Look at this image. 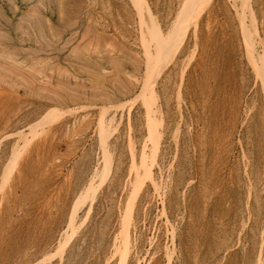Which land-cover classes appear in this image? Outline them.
<instances>
[{
	"label": "rangeland",
	"instance_id": "rangeland-1",
	"mask_svg": "<svg viewBox=\"0 0 264 264\" xmlns=\"http://www.w3.org/2000/svg\"><path fill=\"white\" fill-rule=\"evenodd\" d=\"M12 53L0 264H264V0H0Z\"/></svg>",
	"mask_w": 264,
	"mask_h": 264
},
{
	"label": "bare ground",
	"instance_id": "bare-ground-1",
	"mask_svg": "<svg viewBox=\"0 0 264 264\" xmlns=\"http://www.w3.org/2000/svg\"><path fill=\"white\" fill-rule=\"evenodd\" d=\"M35 11V10H34ZM38 16V15H37ZM30 17V16H29ZM32 17V16H31ZM38 21V20H37ZM36 22V21H35ZM35 25L38 26V22H36L35 24H30L29 27L32 28V29H35ZM36 26V27H37ZM41 26V25H40ZM56 29V28H55ZM36 30V29H35ZM39 31V34H41V31H40V27L38 30H36V32ZM93 38V37H92ZM92 43V42H91ZM90 47V46H89ZM75 49V48H74ZM81 49V48H80ZM4 51V50H3ZM2 52V51H1ZM8 52V51H7ZM4 54V53H3ZM2 54V55H3ZM8 54V53H7ZM6 55V54H5ZM39 55V53H38ZM17 56H18V53H12V54H9L7 57H1L0 59H3V62H5V64L9 67V69L11 70V75L14 76V78H19V79H25L28 77L30 81H34L36 78L34 77L35 75H33L32 73H30L29 71H25L23 70L20 66L21 65H17ZM44 64H47V63H44ZM43 65V64H42ZM6 67V66H5ZM8 71V70H7ZM6 71V72H7ZM9 73V72H7ZM42 73V72H41ZM10 74V73H9ZM28 74H30L31 76H28ZM26 77V78H25ZM41 77V76H40ZM9 78V77H8ZM46 84V83H45ZM48 88V87H47ZM52 89V88H51ZM51 91V90H50ZM54 92V91H53ZM56 92V91H55ZM49 93V92H48ZM58 94V92H56ZM59 95V94H58ZM53 96V95H52ZM57 96V95H56ZM58 97V96H57ZM67 97V96H65Z\"/></svg>",
	"mask_w": 264,
	"mask_h": 264
}]
</instances>
